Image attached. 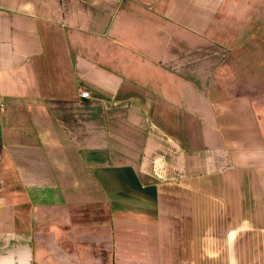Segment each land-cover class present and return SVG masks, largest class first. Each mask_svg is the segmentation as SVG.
Masks as SVG:
<instances>
[{
    "label": "crops",
    "instance_id": "obj_1",
    "mask_svg": "<svg viewBox=\"0 0 264 264\" xmlns=\"http://www.w3.org/2000/svg\"><path fill=\"white\" fill-rule=\"evenodd\" d=\"M0 264H264V0H0Z\"/></svg>",
    "mask_w": 264,
    "mask_h": 264
},
{
    "label": "rangeland",
    "instance_id": "obj_2",
    "mask_svg": "<svg viewBox=\"0 0 264 264\" xmlns=\"http://www.w3.org/2000/svg\"><path fill=\"white\" fill-rule=\"evenodd\" d=\"M92 174H93V176H94V178H96V181L98 182V183H100L99 182V180H98V177H99V173H98V171H96L95 169H93L92 170ZM112 174H113V170H112Z\"/></svg>",
    "mask_w": 264,
    "mask_h": 264
},
{
    "label": "built area",
    "instance_id": "obj_3",
    "mask_svg": "<svg viewBox=\"0 0 264 264\" xmlns=\"http://www.w3.org/2000/svg\"><path fill=\"white\" fill-rule=\"evenodd\" d=\"M80 96L82 97H88V93L86 91H81L79 92Z\"/></svg>",
    "mask_w": 264,
    "mask_h": 264
}]
</instances>
